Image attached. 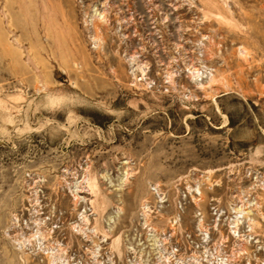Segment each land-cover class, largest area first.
<instances>
[{"label":"rangeland","instance_id":"374dc122","mask_svg":"<svg viewBox=\"0 0 264 264\" xmlns=\"http://www.w3.org/2000/svg\"><path fill=\"white\" fill-rule=\"evenodd\" d=\"M0 264H264V0H0Z\"/></svg>","mask_w":264,"mask_h":264}]
</instances>
